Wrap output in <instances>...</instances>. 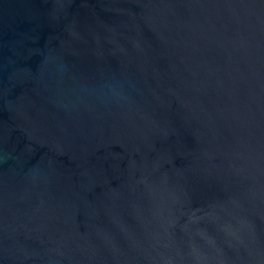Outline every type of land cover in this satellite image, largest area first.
<instances>
[{
	"label": "water",
	"instance_id": "water-1",
	"mask_svg": "<svg viewBox=\"0 0 264 264\" xmlns=\"http://www.w3.org/2000/svg\"><path fill=\"white\" fill-rule=\"evenodd\" d=\"M0 264H264V0H0Z\"/></svg>",
	"mask_w": 264,
	"mask_h": 264
}]
</instances>
